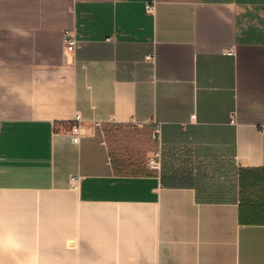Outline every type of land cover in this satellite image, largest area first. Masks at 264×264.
<instances>
[{
	"label": "crops",
	"instance_id": "0c3cea01",
	"mask_svg": "<svg viewBox=\"0 0 264 264\" xmlns=\"http://www.w3.org/2000/svg\"><path fill=\"white\" fill-rule=\"evenodd\" d=\"M0 264H264V0H0Z\"/></svg>",
	"mask_w": 264,
	"mask_h": 264
},
{
	"label": "built area",
	"instance_id": "2783aa9c",
	"mask_svg": "<svg viewBox=\"0 0 264 264\" xmlns=\"http://www.w3.org/2000/svg\"><path fill=\"white\" fill-rule=\"evenodd\" d=\"M154 9H155L154 3H147L146 10L148 12H153ZM64 45L66 49H68L69 51H74L78 45V40L71 32L67 31L64 35ZM80 121H81L80 116L77 115L75 119V123L71 128V132L73 135L72 140L73 142L76 143L80 141L82 134ZM153 133L156 139L161 140L162 129L160 123H156V122L154 123ZM148 163L150 167L154 169H160L162 166V150L160 149L154 152V154L151 157H149ZM78 178H80V176H78Z\"/></svg>",
	"mask_w": 264,
	"mask_h": 264
},
{
	"label": "rangeland",
	"instance_id": "374dc122",
	"mask_svg": "<svg viewBox=\"0 0 264 264\" xmlns=\"http://www.w3.org/2000/svg\"><path fill=\"white\" fill-rule=\"evenodd\" d=\"M186 154H183L181 149H162V171L168 172L171 176L173 172L181 173L182 169L188 166V162ZM194 164H189V172L194 173ZM196 168V167H195ZM179 179V178H178ZM180 182V180H179Z\"/></svg>",
	"mask_w": 264,
	"mask_h": 264
}]
</instances>
